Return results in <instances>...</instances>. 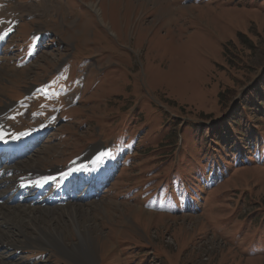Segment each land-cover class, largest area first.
<instances>
[{
    "label": "rangeland",
    "instance_id": "rangeland-1",
    "mask_svg": "<svg viewBox=\"0 0 264 264\" xmlns=\"http://www.w3.org/2000/svg\"><path fill=\"white\" fill-rule=\"evenodd\" d=\"M127 1L0 0V118L5 102L21 108L8 93L77 73L64 103L58 88L32 94L46 106L33 112L56 110L19 124L49 126L24 172L47 169L45 195L64 181L79 198L80 223L101 234L91 264H264V0ZM116 136L124 159L108 158ZM17 245L0 255L78 264Z\"/></svg>",
    "mask_w": 264,
    "mask_h": 264
},
{
    "label": "bare ground",
    "instance_id": "bare-ground-1",
    "mask_svg": "<svg viewBox=\"0 0 264 264\" xmlns=\"http://www.w3.org/2000/svg\"><path fill=\"white\" fill-rule=\"evenodd\" d=\"M127 2L133 4L131 0ZM1 36L4 38L3 33ZM2 40L3 39H0V44ZM5 106L8 108L11 107L8 103ZM2 122L3 119L0 118V134L3 135V139H0V150H3L5 144L10 139V135H6L2 131V128H4ZM14 153L15 148L12 150V154ZM20 164L21 163L12 166L8 173L11 172V174H14L17 172H24V166H22L21 172L18 170L17 165ZM38 168L41 167H36L27 163V172H33L35 169L38 170ZM22 190L23 187L14 182L11 176L3 175L0 177V245L12 250L18 247L17 244L28 245L30 247L38 245L44 249L52 248L56 252H61L63 256L70 258V260L76 258L78 264L93 263L95 261L94 252L97 250V242L99 241L100 243L101 241L99 240L101 239V234L93 235V230L89 229V226L80 223L81 218L89 212L86 211L83 206L68 203L74 196L71 197L68 193H64L60 196L52 194L43 195L42 186H37L34 189L25 191V196L16 198L18 193ZM36 210L39 211L38 214ZM136 210L142 212V214L148 213V211L139 208ZM40 214H43L42 216L46 218L48 216L52 217H48V221H44V219L40 217ZM27 217H33L34 220ZM62 218L67 219L63 220ZM17 221L19 222V227ZM59 221L60 224H57ZM36 222L45 223L39 229L35 228L33 230L39 232L37 234L28 230L29 227H34L33 224ZM67 233L77 237V242L68 244L67 242L69 240L66 236ZM18 234L20 236L16 237ZM12 239L17 240L19 243H12L15 242ZM6 255H0V264H14L7 261V259L11 261L13 257H8L9 255Z\"/></svg>",
    "mask_w": 264,
    "mask_h": 264
},
{
    "label": "trees",
    "instance_id": "trees-1",
    "mask_svg": "<svg viewBox=\"0 0 264 264\" xmlns=\"http://www.w3.org/2000/svg\"><path fill=\"white\" fill-rule=\"evenodd\" d=\"M241 94H242V92H241ZM245 97H246V96H245ZM243 101H244V103H245V102L247 101V99H246V100L244 99ZM248 101H250L249 98H248ZM246 103H247V102H246ZM179 122H180V121H179ZM206 127H208V126H206ZM205 129H206V128H205ZM208 129H209V128H208ZM187 139H188V138H185V139H184V142H183L184 144L186 143L185 141H186Z\"/></svg>",
    "mask_w": 264,
    "mask_h": 264
},
{
    "label": "snow or ice",
    "instance_id": "snow-or-ice-1",
    "mask_svg": "<svg viewBox=\"0 0 264 264\" xmlns=\"http://www.w3.org/2000/svg\"><path fill=\"white\" fill-rule=\"evenodd\" d=\"M9 30H11V29H9ZM5 35H6V33H5ZM0 39H3V36H0ZM0 139H3V135L2 134H0Z\"/></svg>",
    "mask_w": 264,
    "mask_h": 264
}]
</instances>
